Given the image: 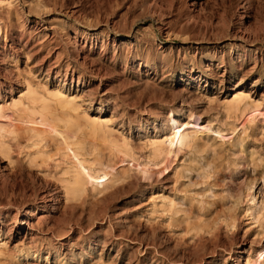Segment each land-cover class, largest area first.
I'll list each match as a JSON object with an SVG mask.
<instances>
[{"label":"rangeland","instance_id":"374dc122","mask_svg":"<svg viewBox=\"0 0 264 264\" xmlns=\"http://www.w3.org/2000/svg\"><path fill=\"white\" fill-rule=\"evenodd\" d=\"M35 90L51 124L32 140L13 105ZM58 91L107 179L74 199ZM0 105V264H264V0H0ZM190 127L188 146L150 144Z\"/></svg>","mask_w":264,"mask_h":264},{"label":"bare ground","instance_id":"6f19581e","mask_svg":"<svg viewBox=\"0 0 264 264\" xmlns=\"http://www.w3.org/2000/svg\"><path fill=\"white\" fill-rule=\"evenodd\" d=\"M48 95L49 96L52 95L54 97V99H56V101L58 102V105L60 106L59 108H62L61 110H64V112L66 114V115L64 114L65 118H67V120L70 121L74 125L73 126L74 129L72 128L74 131L71 132L73 135H71V136L69 134L63 133L61 131H58V130L52 131L50 129L52 131V134L55 135L53 137L58 138V140H57L58 145L56 144L58 151L63 152L64 155H67V156H74V157L76 156L78 158H81V160L78 161V164L80 165L79 169L73 170V172L67 173V175L72 174V176L70 179L65 180V189H66L67 195L74 199V198L79 197V195H81L84 192L85 183L87 180L96 179V181H98L101 179V181H102L104 179V181H106L107 179L105 180V178L102 176H98V177L94 176V175H92L93 177L90 176L89 171L84 167V164L86 162H88L86 160V158L90 155L93 156L95 154V151H94V146L92 147V146H89L88 144H86L85 138L87 136L85 138L81 137L84 134L82 133V126L78 120L81 116V113L79 112L78 108H76V107H78V105L76 103L77 98L75 96H72V94L66 95V94H63L59 91L55 92L54 94L48 93ZM46 100H49V99L35 90L30 94L29 98L27 99V102H25V101L19 102V103L13 105V107L16 105H19V108L17 111H19L22 115V119L20 121L21 124L22 123L25 124L26 120H28L31 123V126H29L30 127L29 130H30V133H32V136H31L32 140L34 138H40L41 134H42V132L39 130H36L37 128L35 129L34 126H37V125L50 126V124H51V121L48 120L44 116V112L46 111L45 105L47 104ZM248 100H250V96L248 94H246L244 92L237 91L236 95L230 101L229 104L231 105L232 109L238 110L242 103H246V105H248V103H247ZM40 101L43 103V105L45 107L44 108L42 106L43 108L41 110H39L37 107L38 106L37 104ZM242 107H244V106H242ZM244 109H246V107H244ZM72 113H75V116H72ZM3 115H6V111H5L4 106L0 105V116H3ZM24 116H26V117H24ZM82 116L85 119L87 125L90 126L89 129L91 130L92 134L93 133L97 134L99 132L104 133L105 131H107L109 134H113L114 130L111 128H108L105 123L99 121L96 118H92V117L88 116L87 113L82 115ZM3 118L4 117H2V119ZM7 120H9V119L7 118ZM0 122H2V121H0ZM26 123L28 124V122H26ZM71 123H67V124L70 125ZM4 126L2 125V123L0 124V136H1L0 138H3V139H4L3 133L5 132V127H6V126L5 127ZM27 127H28V125H27ZM7 129H10V126ZM6 131H8V130H6ZM50 133L51 132L49 131V134ZM194 138H195V131L193 130L192 127H190V128H185L182 130H173L171 133L166 135L163 140L150 139L149 141L151 142L150 144L155 145L158 148V150L162 151L163 150L162 147H165V146H167L168 148L180 147V146H186V145L188 146V144L191 143L192 139H194ZM38 143H40V142H38ZM8 145H9V143L7 145L5 143H2L0 151H1V154H3V156L5 155L9 158V156H10L9 155V152H10L9 147L10 146H8ZM108 145H110L112 147L118 146V145H116V142H114V141L108 142ZM128 147H129V145L126 143V141L121 146H118V148H121V149H128ZM164 153H165V151H164ZM48 154L43 152L41 149L38 150L31 157L30 165L38 167L41 164H43V165L47 164V161L50 158V156ZM77 159H76V161H77ZM88 163H90V162H88ZM37 250H38V248H37ZM47 251H49V249H47Z\"/></svg>","mask_w":264,"mask_h":264}]
</instances>
